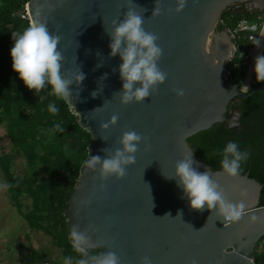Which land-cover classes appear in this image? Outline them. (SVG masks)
Segmentation results:
<instances>
[{
    "label": "water",
    "instance_id": "obj_1",
    "mask_svg": "<svg viewBox=\"0 0 264 264\" xmlns=\"http://www.w3.org/2000/svg\"><path fill=\"white\" fill-rule=\"evenodd\" d=\"M264 0H28L42 64L90 136L64 221L81 264H252L264 236V177L212 171L186 139L240 131L219 14Z\"/></svg>",
    "mask_w": 264,
    "mask_h": 264
},
{
    "label": "trees",
    "instance_id": "obj_2",
    "mask_svg": "<svg viewBox=\"0 0 264 264\" xmlns=\"http://www.w3.org/2000/svg\"><path fill=\"white\" fill-rule=\"evenodd\" d=\"M27 1L0 0V125L12 153L24 162L21 175H14L11 154L0 149V174L17 209L21 197L29 200V209L23 214L28 229L48 237L59 249L63 264H81L93 260L99 251L77 250L68 238L63 215L90 136L78 127L76 117L48 81L42 67L48 50L28 24L24 10ZM255 16L258 14L235 16L224 10L217 28H232L240 18ZM233 62L235 66L226 63L225 83L240 87L245 66ZM250 79L244 93L264 85V52L255 62ZM232 109L239 114V132L221 124L190 136L186 143L194 157L212 171L264 177V89L245 99H232L225 117ZM258 207H264V196ZM251 261L264 264V236L254 245ZM18 264L57 263L27 245Z\"/></svg>",
    "mask_w": 264,
    "mask_h": 264
},
{
    "label": "rangeland",
    "instance_id": "obj_3",
    "mask_svg": "<svg viewBox=\"0 0 264 264\" xmlns=\"http://www.w3.org/2000/svg\"><path fill=\"white\" fill-rule=\"evenodd\" d=\"M0 149L11 154V172L20 176L24 169L23 159L12 153L1 125ZM18 203L19 209L11 201L6 182L0 174V264H18L27 245L45 253L50 261L63 264L59 257V249L52 245L51 240L39 231L28 229L23 214L29 209V200L21 197Z\"/></svg>",
    "mask_w": 264,
    "mask_h": 264
},
{
    "label": "built area",
    "instance_id": "obj_4",
    "mask_svg": "<svg viewBox=\"0 0 264 264\" xmlns=\"http://www.w3.org/2000/svg\"><path fill=\"white\" fill-rule=\"evenodd\" d=\"M221 24L222 22L217 20L216 26ZM223 30L232 42L226 63L235 66L236 63L233 61H236L245 66L243 80L240 87L238 86V90L244 93L251 83L253 66L255 62L260 61V56L264 52V13L253 19L240 18L232 28ZM239 42L242 43L240 47L237 45Z\"/></svg>",
    "mask_w": 264,
    "mask_h": 264
},
{
    "label": "flooded vegetation",
    "instance_id": "obj_5",
    "mask_svg": "<svg viewBox=\"0 0 264 264\" xmlns=\"http://www.w3.org/2000/svg\"><path fill=\"white\" fill-rule=\"evenodd\" d=\"M226 11L229 12H237V13H241V12H250L249 8L245 5H243V3H239L238 5H236L235 7H227ZM235 16H244V15H239V14H234ZM250 15V14H249Z\"/></svg>",
    "mask_w": 264,
    "mask_h": 264
}]
</instances>
